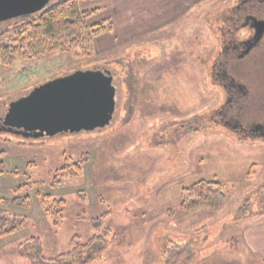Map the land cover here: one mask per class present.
<instances>
[{
    "label": "rangeland",
    "instance_id": "rangeland-1",
    "mask_svg": "<svg viewBox=\"0 0 264 264\" xmlns=\"http://www.w3.org/2000/svg\"><path fill=\"white\" fill-rule=\"evenodd\" d=\"M232 1H201L151 39L107 57L58 51L7 64L0 57V102L96 68L111 71L116 101L109 124L93 130L37 138L0 132L7 166L0 173V198L9 200L0 210L27 218L19 232L0 240V264H29L18 246L35 252L37 244L26 243L31 237L40 239L47 258L73 251L72 239L86 244L99 232L92 220L103 215L111 231L108 248L88 264L262 262L245 244L240 224L264 214V141L239 140L214 120L224 101L211 78L220 47L215 19ZM23 25L0 28L3 45L26 48ZM67 163L80 164L81 172L64 174L54 188L56 171ZM26 172L32 175L28 189L16 192ZM214 179L225 185L223 206L183 212L182 189ZM40 194L65 200L59 217L47 213L52 200ZM18 197L30 205L12 204ZM102 246L94 241L51 264H81Z\"/></svg>",
    "mask_w": 264,
    "mask_h": 264
},
{
    "label": "trees",
    "instance_id": "trees-1",
    "mask_svg": "<svg viewBox=\"0 0 264 264\" xmlns=\"http://www.w3.org/2000/svg\"><path fill=\"white\" fill-rule=\"evenodd\" d=\"M86 0H55L44 10L32 15L21 16L14 23L23 22L24 31L20 34L27 44L26 48L18 46L3 45L0 40V57L4 62H15L19 59L26 60L35 58L47 53L62 52L74 53L77 56L86 54H95L94 39L111 29V24L102 21L96 24H90L89 20L94 11L83 10L81 3ZM22 28V27H21ZM134 106H131L129 118L133 116ZM73 164V163H72ZM33 166L31 163L28 167ZM6 163L3 160V153L0 152V173L6 172ZM81 165L76 163L69 165L67 163L56 171L55 180L52 186L55 188L60 182V177L70 172L77 175L81 172ZM25 183L18 188L16 192H22L28 189V184L32 180L30 172L24 174ZM45 201L52 200V206L47 210L51 217H59V213L65 206L64 199H53L48 194H40ZM226 201V190L223 182L214 180H200L189 187L182 189L181 193V210L188 213L200 207H207L209 210H219ZM9 200L1 199V203H8ZM11 203L17 206L28 207L29 198L21 197L11 200ZM61 214V213H60ZM26 217L0 210V240L19 232L26 225ZM105 215L92 220L94 228L99 231L86 243L80 244L76 236L72 239L73 244L77 246L73 251H68L55 258H47L42 253L40 239L31 237L27 239V244L35 242L37 250L35 252L26 251L24 244L18 246V252L29 264H51L59 262L62 258L70 257L72 252H78L90 248L94 241H101L103 246L89 255L81 264H88L94 260L101 259L103 253L108 248L106 239L111 231L103 226ZM25 243V244H26Z\"/></svg>",
    "mask_w": 264,
    "mask_h": 264
},
{
    "label": "water",
    "instance_id": "water-1",
    "mask_svg": "<svg viewBox=\"0 0 264 264\" xmlns=\"http://www.w3.org/2000/svg\"><path fill=\"white\" fill-rule=\"evenodd\" d=\"M51 0H0V20L32 15ZM262 35L264 21H257ZM116 108L112 74L107 68L76 70L0 102V132L26 138L104 127Z\"/></svg>",
    "mask_w": 264,
    "mask_h": 264
},
{
    "label": "flooded vegetation",
    "instance_id": "flooded-vegetation-1",
    "mask_svg": "<svg viewBox=\"0 0 264 264\" xmlns=\"http://www.w3.org/2000/svg\"><path fill=\"white\" fill-rule=\"evenodd\" d=\"M18 18L0 20V28ZM215 20L220 47L211 78L224 101L214 120L239 140L264 141V30L260 35L257 23L264 21V0H233Z\"/></svg>",
    "mask_w": 264,
    "mask_h": 264
},
{
    "label": "crops",
    "instance_id": "crops-1",
    "mask_svg": "<svg viewBox=\"0 0 264 264\" xmlns=\"http://www.w3.org/2000/svg\"><path fill=\"white\" fill-rule=\"evenodd\" d=\"M204 0H86L83 10H93L90 24L106 21L111 29L94 39L95 53L108 56L126 50L139 40H149L159 30L185 16ZM248 219V218H247ZM242 236L264 264V214L241 221ZM12 236V235H11Z\"/></svg>",
    "mask_w": 264,
    "mask_h": 264
}]
</instances>
